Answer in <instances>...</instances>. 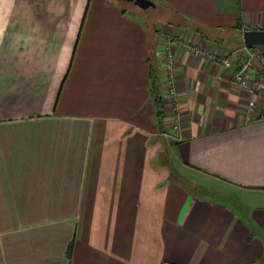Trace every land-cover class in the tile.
<instances>
[{
  "label": "crops",
  "instance_id": "crops-1",
  "mask_svg": "<svg viewBox=\"0 0 264 264\" xmlns=\"http://www.w3.org/2000/svg\"><path fill=\"white\" fill-rule=\"evenodd\" d=\"M153 1L236 65L264 50L242 41L264 0ZM131 8L0 0V264H264V101L248 119L231 71L176 47L175 130Z\"/></svg>",
  "mask_w": 264,
  "mask_h": 264
},
{
  "label": "built area",
  "instance_id": "built-area-1",
  "mask_svg": "<svg viewBox=\"0 0 264 264\" xmlns=\"http://www.w3.org/2000/svg\"><path fill=\"white\" fill-rule=\"evenodd\" d=\"M246 30H264V26H259L258 28L253 29H249L246 26L243 27V31ZM195 34L196 33L189 32L184 34V36H181L172 32L166 33L163 30L161 31V67L165 79V93L171 101L170 111L173 119V128L178 130L181 124L179 106L176 100V47L181 48L196 57L217 62L224 70L231 71L233 81L247 94L248 102L246 106V116L248 119L251 118L255 112L257 99L264 101V89L261 88L259 74L255 71L256 64H259L264 68V50L255 49L250 51L246 59H244L241 64L236 65L235 61L226 53H222L221 51L208 46L204 42H199L196 39Z\"/></svg>",
  "mask_w": 264,
  "mask_h": 264
},
{
  "label": "water",
  "instance_id": "water-1",
  "mask_svg": "<svg viewBox=\"0 0 264 264\" xmlns=\"http://www.w3.org/2000/svg\"><path fill=\"white\" fill-rule=\"evenodd\" d=\"M125 4L132 5L140 10H147L155 7L153 0H119ZM242 41L246 48L264 46V30H246L242 32Z\"/></svg>",
  "mask_w": 264,
  "mask_h": 264
},
{
  "label": "rangeland",
  "instance_id": "rangeland-1",
  "mask_svg": "<svg viewBox=\"0 0 264 264\" xmlns=\"http://www.w3.org/2000/svg\"><path fill=\"white\" fill-rule=\"evenodd\" d=\"M123 4H125L123 1H121ZM126 7L128 9H130L132 7V5H128L125 4ZM132 9V8H131ZM135 12H144V17H146V19L150 22L154 21L156 28H160V30L165 31L166 33H171V31L169 30V28L167 27V25L163 24L164 23V19H163V15H165V11L163 10L162 7H160L159 5H155L154 8H149L147 10H140L137 7H134ZM149 26H151V24H149ZM166 27V29H165ZM162 37V36H161ZM162 40V38H161ZM222 53H225L223 51H221Z\"/></svg>",
  "mask_w": 264,
  "mask_h": 264
},
{
  "label": "trees",
  "instance_id": "trees-1",
  "mask_svg": "<svg viewBox=\"0 0 264 264\" xmlns=\"http://www.w3.org/2000/svg\"><path fill=\"white\" fill-rule=\"evenodd\" d=\"M163 8V10L165 11V15H163V19H167V14H168V10L164 7V6H160ZM144 14V12H142ZM146 18V17H145ZM166 23H168L169 25H172L173 23L172 22H169L166 20ZM154 26V25H153ZM152 28V26H151ZM157 31V28L155 26V32ZM156 76H155V72L153 70H150V92L153 96V99H154V103L156 105V108L157 110L159 111V107H160V100H159V96H158V93H157V86H156ZM159 113V112H157Z\"/></svg>",
  "mask_w": 264,
  "mask_h": 264
}]
</instances>
